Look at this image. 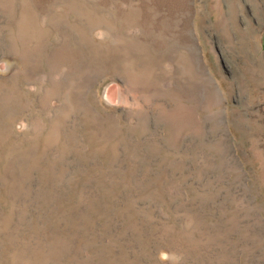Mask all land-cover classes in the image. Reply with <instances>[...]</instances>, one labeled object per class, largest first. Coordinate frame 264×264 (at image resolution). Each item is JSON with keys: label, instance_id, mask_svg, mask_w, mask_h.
<instances>
[{"label": "rangeland", "instance_id": "obj_1", "mask_svg": "<svg viewBox=\"0 0 264 264\" xmlns=\"http://www.w3.org/2000/svg\"><path fill=\"white\" fill-rule=\"evenodd\" d=\"M0 264H264V0H0Z\"/></svg>", "mask_w": 264, "mask_h": 264}]
</instances>
